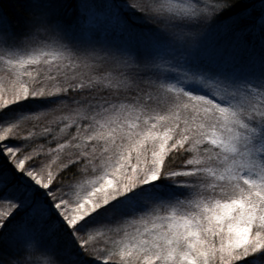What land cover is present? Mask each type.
Returning <instances> with one entry per match:
<instances>
[{"label":"snow or ice","instance_id":"1","mask_svg":"<svg viewBox=\"0 0 264 264\" xmlns=\"http://www.w3.org/2000/svg\"><path fill=\"white\" fill-rule=\"evenodd\" d=\"M0 264H264V0H2Z\"/></svg>","mask_w":264,"mask_h":264},{"label":"trees","instance_id":"2","mask_svg":"<svg viewBox=\"0 0 264 264\" xmlns=\"http://www.w3.org/2000/svg\"><path fill=\"white\" fill-rule=\"evenodd\" d=\"M0 2H2V0H0ZM6 2L9 3V4H11V3L14 2V0H6ZM10 11H11V9H10Z\"/></svg>","mask_w":264,"mask_h":264}]
</instances>
